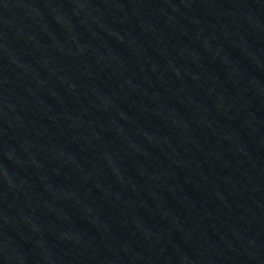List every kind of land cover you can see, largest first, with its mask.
<instances>
[{
	"label": "water",
	"instance_id": "water-1",
	"mask_svg": "<svg viewBox=\"0 0 264 264\" xmlns=\"http://www.w3.org/2000/svg\"><path fill=\"white\" fill-rule=\"evenodd\" d=\"M0 264H264V0H0Z\"/></svg>",
	"mask_w": 264,
	"mask_h": 264
}]
</instances>
